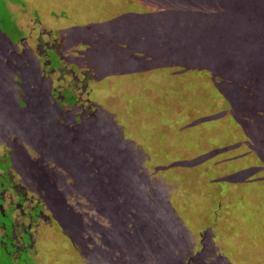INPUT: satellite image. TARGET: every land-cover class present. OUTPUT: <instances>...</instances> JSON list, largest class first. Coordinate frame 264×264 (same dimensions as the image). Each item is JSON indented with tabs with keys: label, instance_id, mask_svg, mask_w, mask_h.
Returning <instances> with one entry per match:
<instances>
[{
	"label": "rangeland",
	"instance_id": "rangeland-1",
	"mask_svg": "<svg viewBox=\"0 0 264 264\" xmlns=\"http://www.w3.org/2000/svg\"><path fill=\"white\" fill-rule=\"evenodd\" d=\"M150 1L0 0V157L28 207L43 203L50 217L33 257L0 252V264H264L260 96L253 85L241 96L228 93L233 81L218 90L203 74L160 67L179 53L158 52L191 40L218 74L237 45L221 54L226 31L200 41L172 23L157 40ZM229 16H241L238 6ZM196 19L200 32L219 23L205 7ZM250 25L230 31L264 39ZM191 124L192 142L176 137Z\"/></svg>",
	"mask_w": 264,
	"mask_h": 264
},
{
	"label": "trees",
	"instance_id": "trees-1",
	"mask_svg": "<svg viewBox=\"0 0 264 264\" xmlns=\"http://www.w3.org/2000/svg\"><path fill=\"white\" fill-rule=\"evenodd\" d=\"M164 1H168V0H156V1L154 0L152 2L150 1L151 4L145 3V5L147 4L146 7H150L153 11L151 13H146V15L150 14L151 22L149 20L148 22L152 23V25L156 26L157 24V26H160V28L158 29L155 28L157 30V35H155V38L157 40L161 39L162 35L164 36L165 27L169 23L177 24V26L175 27L176 34L180 33V35L183 37L186 36L188 29L195 30V35H196L195 40L201 39L200 41H204L205 38L210 37L212 35V31H220V32L226 31L227 34L226 35L224 34V38H222V42H226V43L221 45V48L219 49L221 51L220 53L226 54V51L228 50V48L232 44H235L237 46L233 50V52L230 53V55L236 54L237 57L233 56L229 58L228 61L226 60L224 63H222L221 64L222 69L220 70L218 69V72H219L218 74L214 72H210L208 69L209 68L208 64L203 63L204 62L203 57L202 58L200 57L203 55H201V53H198L199 52L198 48L196 51H194L195 50L194 48L190 49V47L192 46V41L187 40L182 48L178 49L174 47L173 49V46H172L171 48L167 47L164 50H161V52H158V55L164 54L163 55L164 57H167V55L176 56L179 53V55L176 56L177 62L176 61L170 62L164 58L162 59V61L164 62H162V65L160 67H168V68L170 67L173 71L191 70V71H194V73L196 74H199V75L203 74L205 77H207L210 80L213 87L214 86L217 87L218 90H220L218 85L221 82L233 81V84L228 89V93H231L232 88L234 87V89L237 90V93H238L237 95H241L245 93L246 91L249 92L251 90V89L249 90V87L253 85L254 88H256V90L254 91H257L260 97L258 98L255 95V97L257 98H254L252 102H256L255 107H263L262 110L264 111V53H263L264 52V39H262L260 42H255L253 40V37L249 36V34L246 31L244 34H241L239 32L234 33L230 31V29L234 26L235 23H237L238 25H242L246 28H250L251 27L250 23L254 22L255 26H257L259 30L263 28L264 27V0H194V1H199L201 5L194 4L193 2H190V0H185V4H187L186 8L176 7L178 1L180 0H171V2L174 3L172 4L171 14H167L166 10L164 9ZM170 6L171 5L168 6L169 9H170ZM203 6L208 10L214 11L218 15L219 23L216 26L211 24L205 27L203 29V32H200L198 30L199 29L198 22L200 19L189 21V18L195 12L196 13L198 11L204 12ZM234 6H238L241 12V16H238V17L229 16L233 14ZM257 18L259 19L256 20ZM257 22H259V24ZM244 24H246V26ZM151 31H153V29ZM203 35H205L206 37ZM253 35L260 36V34L256 31H254ZM197 36H201V37L198 38ZM237 36H240L239 40L236 39ZM174 37L176 39V42L179 43V38H180L179 35H175ZM89 46H91L92 48V43L86 44V48H88ZM171 50L173 51V53L176 50V53L173 54ZM241 51H245L246 53L245 56L247 57L243 58V61H245V64L244 65L239 64V67H238L237 64L240 62L238 57L240 56ZM250 53L253 56L251 58H249L248 57L249 55H247ZM121 58L123 59V57ZM119 59L120 58H117L118 61ZM122 59H120V61ZM179 60L182 63H179L178 62ZM127 69L128 68L123 69V71H127ZM123 71H120V72H123ZM216 95H218V92ZM241 96H244V95H241ZM75 100L76 99L74 98V101ZM176 103L178 102L176 101ZM220 113L221 112L216 113L213 116L218 117ZM257 116L259 117V120L257 119L258 124L256 125V128L254 130L262 132V130H264V128L262 127L263 123L261 122L262 121V111L257 112L256 117ZM203 118H205V116L200 117L194 120L193 122H198L202 120ZM231 118H230V121L233 120L236 125L244 122L240 113L236 116V118L235 117H231ZM219 119H221V117H219ZM207 123L205 122L203 124H207ZM217 123H220V122H215L213 124L218 126ZM192 125L194 124L187 125L181 128H178L176 126L177 133H178L176 137L182 136L181 140H185V138L187 137L188 142H192L190 140V135H189L190 131L187 133H184V131L190 130L192 127H195ZM253 132L256 133V131H253ZM42 183L46 184V180H42ZM44 184H41V186H44ZM104 199H106L107 201L108 198L107 197L104 198V195L99 196V198L97 199L99 200L98 204L100 205L106 204Z\"/></svg>",
	"mask_w": 264,
	"mask_h": 264
},
{
	"label": "flooded vegetation",
	"instance_id": "flooded-vegetation-1",
	"mask_svg": "<svg viewBox=\"0 0 264 264\" xmlns=\"http://www.w3.org/2000/svg\"><path fill=\"white\" fill-rule=\"evenodd\" d=\"M5 154L8 155V152ZM0 160H3L0 161L2 163L0 165L2 169H0V181H6V184L0 188V210L3 217H7L5 222H0V252H6L12 260H16L23 253L33 257L30 252L35 249L36 240H39V234H41L39 228L49 224L50 217L43 213V203L28 207L26 204L28 195L24 190L25 187L20 183L17 184L12 178L9 159L4 160L1 156ZM16 194L17 199H15ZM37 207L38 209H36ZM40 210L41 212H39ZM39 220H42L41 224ZM8 247L11 249L8 250Z\"/></svg>",
	"mask_w": 264,
	"mask_h": 264
}]
</instances>
